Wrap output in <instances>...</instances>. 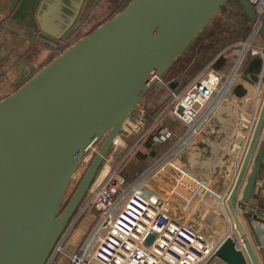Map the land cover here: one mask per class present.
Wrapping results in <instances>:
<instances>
[{
	"label": "water",
	"instance_id": "water-1",
	"mask_svg": "<svg viewBox=\"0 0 264 264\" xmlns=\"http://www.w3.org/2000/svg\"><path fill=\"white\" fill-rule=\"evenodd\" d=\"M228 1L131 0L0 100V264L46 263L139 101ZM239 2L257 22L249 3ZM39 13L41 35L58 46L72 22L65 29L61 20L49 27L47 11ZM258 32L264 39L263 25ZM263 124L264 96L226 200L242 249L236 238L226 237L210 261L260 264L254 249L260 240L249 225L251 243L235 198L241 186L243 204L255 194L264 156ZM100 140L61 210L80 163Z\"/></svg>",
	"mask_w": 264,
	"mask_h": 264
},
{
	"label": "built area",
	"instance_id": "built-area-1",
	"mask_svg": "<svg viewBox=\"0 0 264 264\" xmlns=\"http://www.w3.org/2000/svg\"><path fill=\"white\" fill-rule=\"evenodd\" d=\"M246 1L257 16V22H252L249 38L251 42L260 35L259 25L264 26V0ZM246 47L252 57L259 56L262 59L261 71L254 85L256 91L264 96V46L254 48L247 44ZM234 68L233 71L236 72ZM227 77L223 80L222 74L209 72L204 79L179 91L169 88L172 81H159L168 93L171 115L186 127L184 136L179 138L178 151L182 150L197 132L203 122L202 118L208 114L206 110L210 102L219 97L226 83L230 84ZM143 115L142 110L138 112L139 121H142ZM174 137L175 134L170 128L160 126L150 136V141L153 145H165ZM117 139L119 140V137ZM261 139H264V124ZM177 150L174 154H163L130 183L114 172L107 173L99 182L95 181L86 194L82 211L93 209L97 214L96 223L79 249L73 254H67L69 264H207L226 237L236 238L238 248L242 249L232 219L228 215L226 223L229 230L224 233L222 239L215 242L203 239L187 223L179 221L177 214L186 212L200 188L207 189L199 185L196 188L188 185L187 181L192 180L175 161ZM93 153L96 151L91 147L88 155ZM243 155L244 153L235 158L234 166L226 175L221 191L223 204L226 203L233 187ZM123 159L115 166L114 171ZM260 189L261 184L258 190ZM242 190L241 186L235 198V210L248 237L252 236L250 226L256 232L260 240L257 249L264 252L260 235L264 232V210L250 201L243 204ZM219 192L213 191L210 194ZM221 192L218 195H221ZM168 206L172 210H169ZM208 213L209 210H206L200 218L201 221L205 220Z\"/></svg>",
	"mask_w": 264,
	"mask_h": 264
},
{
	"label": "rangeland",
	"instance_id": "rangeland-1",
	"mask_svg": "<svg viewBox=\"0 0 264 264\" xmlns=\"http://www.w3.org/2000/svg\"><path fill=\"white\" fill-rule=\"evenodd\" d=\"M107 2V0H100V2L97 3L96 7L92 10L93 12L90 17L83 23V26L81 28L79 27L78 30V27L73 28V30L76 29L77 32H75V34L69 38V45L73 44L76 40L83 37L84 35H87L94 27L99 25L108 15H110V8L107 6ZM40 5L41 4L38 6V0H0V15L8 14L11 8L14 7L17 10L15 13V18L17 21L22 23L21 27L19 25L9 24V22L5 21L0 27V100L6 97V95L15 91L17 87L21 86L27 78L35 74L51 57V53L48 52L47 47L34 42V37L31 36V33L25 32L24 24L26 25L37 21V13L40 12L41 9ZM235 9L236 8L233 5H227V12L225 14L217 12L213 17L209 27L205 29L204 33L199 39H206L207 41L211 42L218 36V32H223V35L228 38L226 41H232L233 36L237 34L231 33V21L228 19V13L230 11L236 13ZM251 32L252 24H249L248 32L243 38H238V41L232 42L231 44L224 47L226 54L225 56L227 57L228 61H231V63L230 65H223V70H218L217 73L223 75V80H226V77L228 76L227 78L230 84L226 83L219 97L215 99L217 103L222 101L225 93L226 97L228 98L230 88L232 91V88L235 86L238 80L239 82H248L244 77L243 67L249 57L252 56L250 55V50H247L246 45L251 44V47L254 48L263 47L258 35L253 41L249 42ZM194 45L195 44H193L192 47ZM53 55L56 56L57 54L55 53ZM235 65L236 67L234 68ZM176 66L177 64L174 65L170 73H168V78L174 76ZM233 68L236 72L233 71ZM163 83L166 82L164 81ZM262 100V94H259L258 98L253 101L249 96L239 100V102L243 105L242 111L247 113L252 112L249 131L246 134L247 138L241 151L242 154L245 152L248 145ZM168 106V93L166 89L160 84H155L145 93V95L139 101V104L129 116L127 124H125L123 130L120 132L119 141L117 143L118 146L116 147V145H113L111 147L109 156L106 157L97 170L89 186V189L92 187L95 181L99 182L107 173L111 174L113 172L116 175H119L121 178H124L127 183H130L138 178L149 166L157 161V159H160V157L164 154V151L166 153V150L170 148V145L173 144L174 140H171L165 145H154L152 148L156 156L153 159H135V154H143V145L145 144L146 138L155 133L160 126H166L170 128L175 133V135H179L183 132L185 133L186 127L173 118ZM161 107L163 108L162 110H160ZM141 110L144 112V115L142 121H139L138 112ZM154 116H156L155 119H153ZM239 116L242 117L241 113H239ZM243 117H245V115H243ZM237 135L238 133L236 136ZM102 141L103 140H100L95 143L92 148L97 151ZM229 151H231V146ZM93 154L86 156L85 159L80 163L67 190L66 196L64 198L65 202L74 192L87 166L89 165ZM168 157L171 158L172 156ZM178 158L176 157V162ZM122 159L123 161L121 162L120 166L114 171L115 166ZM102 171H107L104 176H102ZM87 193L88 191L86 194ZM86 194L79 204L80 209L78 212L73 214V217L71 220H69L63 233L54 245L45 264H69V258L67 254L75 253L88 238V235L94 228L97 218L96 212L90 208L82 211L87 197ZM191 207L192 205H190L185 210L188 215L185 216L182 212L177 214L179 221L187 223V225L198 232L203 239L209 242H215L222 234H224L226 217L223 218L220 216L217 219L218 221L216 225L212 228L209 227L208 224L212 223L213 221H201L198 216L199 212L197 211V214L193 215L191 213ZM168 208L169 210H172L170 206H168ZM207 264H217V261H209Z\"/></svg>",
	"mask_w": 264,
	"mask_h": 264
},
{
	"label": "crops",
	"instance_id": "crops-1",
	"mask_svg": "<svg viewBox=\"0 0 264 264\" xmlns=\"http://www.w3.org/2000/svg\"><path fill=\"white\" fill-rule=\"evenodd\" d=\"M54 2L55 0L51 1V5L53 6L51 11H53L54 13L47 10V14H45L47 16L45 17L44 15V19L49 22V27H52L51 25L57 26V22L60 19V16H57L58 12L57 15L55 14L56 9ZM58 26H60V24ZM201 55V45L200 43H198L192 52L187 53L178 62L175 71L177 72L176 75L168 78L169 82L172 81L177 83V86L174 88V90L179 91L182 89H187L193 83L204 79L209 72H218V70L221 71L223 70V65H230L231 63V61H228L227 57L225 56V48H223L212 57H210L204 63L201 69H199L193 75L189 76V73H187V71L192 68L193 61H197L201 57ZM247 81L250 82L249 80ZM161 82L163 81L161 80ZM248 82H239L238 80V82L232 88V91L230 88L228 98L226 97L225 93V96L220 103H217L216 100L210 102L208 109L206 110L208 114L206 115V117L202 118L203 122L197 129V132L194 134L191 141L182 150L178 151L180 149L179 138L184 136V132L179 135L176 134L173 139V144L170 145V148L166 150L167 153L171 152L174 154V152L178 149L176 157L179 158L177 162L182 167L185 174L193 181H187L190 187L196 188L199 185L207 189L204 190L200 188L198 190L195 198L190 204L192 205L191 213L194 215L197 214L198 211V216L200 219L205 211L209 210V213L205 220H207V222L213 221L212 223L208 224V226L212 228L216 225L218 221L217 219L220 216H222L223 218L226 217L227 222V215L229 216V213L226 207V203L223 204L221 202V191L224 188L227 173L235 164V158L240 157L242 154V147L247 138L246 134L249 131V125L252 118V112L247 113L245 111H242L243 105L239 102V100L246 96H249L253 101L256 100L259 95V93L254 88V84L256 82H250L251 84ZM158 84L162 86L160 82H158ZM162 109L163 108L161 107L160 110ZM239 113H241L242 117L239 116ZM243 115H245V117H243ZM155 117L156 116H154L153 119H155ZM237 133L238 137L236 136ZM117 146L118 145L116 144V147ZM230 146L231 151H229ZM143 147V154L147 155L148 159H153L149 156V149L146 148L145 144L143 145ZM102 173H105V171H103ZM259 176L260 177H258L256 183L257 189L255 188V194L251 198L250 203L264 210V156L260 167ZM260 184L262 185V189L258 190ZM213 191H220L221 195H218L220 194V192L215 195H213V193L210 194V192ZM183 214L185 216L188 215L187 212ZM226 222L224 233H227V231L229 230L227 228ZM260 235L264 243V232ZM223 236L224 234H222L217 240L222 239ZM249 239L251 243L254 244L253 236L249 237ZM254 249L257 254L259 263L264 264L263 250L261 252L257 249V247H255ZM217 264L222 263L217 261Z\"/></svg>",
	"mask_w": 264,
	"mask_h": 264
},
{
	"label": "trees",
	"instance_id": "trees-1",
	"mask_svg": "<svg viewBox=\"0 0 264 264\" xmlns=\"http://www.w3.org/2000/svg\"><path fill=\"white\" fill-rule=\"evenodd\" d=\"M108 4L107 6L110 8V15H108L99 25H101L102 23L106 22L107 20H109L111 17H113L115 14H117L118 12H120L131 0H107ZM227 5H233L236 9L234 13L233 11H230L228 13V19L231 21V33L234 34L236 33L237 35L233 36V40L232 41H226L228 38L226 36H224L223 32L219 33L218 32V36L216 38H214L211 42L207 41V40H202L199 39L202 34L204 33V31L202 33H200V35L195 39V41L188 47V49L183 52L178 58L177 60L173 63V65L171 66V68L168 70V72L166 74H164L161 77V80L164 82H169V79L167 77L168 73H170V71L172 70V68L174 67V65L178 64V62L189 52H192L195 48V46L200 43L201 45V57L196 61H193V65L192 68H190L187 73H189V76L193 75L194 73H196L199 69H201V67L204 65V63L210 58L212 57L214 54H216L218 51H220L221 49H223L224 47H226L227 45L231 44L232 42L238 41V38H243L246 33L248 32V25L252 24V21L250 20L249 16L247 15V13L245 12L244 8L242 7V5L240 4L239 0H229L219 11L218 13H223L225 14L226 11V6ZM113 7V9H112ZM213 20V19H212ZM211 20V21H212ZM210 21V23H211ZM210 23L208 24V26L206 28L209 27ZM99 25H97L96 27H94L90 32H92L94 29H96ZM205 28V29H206ZM89 32V33H90ZM88 33V34H89ZM259 39L261 40L262 45L264 46V39L258 35ZM199 41V42H198ZM195 44L193 47L192 45ZM61 45V44H60ZM57 46L56 48H51L48 50L49 53H51V57L50 59L45 63L48 64L54 57L55 55L53 54H60L64 49H66L69 45V41L64 42L61 46ZM189 51V52H188ZM56 55V56H57ZM192 59V58H191ZM43 65V66H45ZM42 66V67H43ZM41 67V68H42ZM177 67V66H176ZM261 67H262V59L259 56H254V57H249V59L246 61V63L244 64L243 67V74L245 79L249 80L252 83H255L258 77V74L261 71ZM40 68V69H41ZM39 69V70H40ZM177 72L174 73V76L176 75ZM32 76V75H31ZM30 76V77H31ZM29 77V78H30ZM29 78H27L26 80H28ZM26 80L24 82H26ZM23 84V83H22ZM20 87V86H19ZM18 88V87H17ZM14 92V91H13ZM12 93V92H11ZM10 93V94H11ZM9 95V94H8ZM6 95V96H8ZM128 142V141H127ZM145 145L146 148L149 149V156L151 158H154L156 156L154 150H153V144L150 141V137L146 138L145 140ZM111 151V149H110ZM110 151L108 152L107 156L109 155ZM95 154V153H94ZM93 154V156H94ZM106 156V157H107ZM135 159H139V160H146L147 159V155L145 154H135ZM125 164V163H124ZM260 177V176H258ZM69 200V199H68ZM68 200L65 202V200L62 203L61 206V210L65 207V205L67 204ZM80 209V207L78 206V208L76 209V211L74 212V214L76 212H78V210ZM73 217V216H72ZM71 217V218H72ZM71 220V219H70ZM214 261V260H212Z\"/></svg>",
	"mask_w": 264,
	"mask_h": 264
},
{
	"label": "flooded vegetation",
	"instance_id": "flooded-vegetation-1",
	"mask_svg": "<svg viewBox=\"0 0 264 264\" xmlns=\"http://www.w3.org/2000/svg\"><path fill=\"white\" fill-rule=\"evenodd\" d=\"M51 1L53 0H38V6L41 4L40 13L44 11H51L53 8L51 5ZM100 0H82L81 5L79 6V0H55V14L60 18L65 29V25L68 24L70 21L72 24L70 25L69 29L63 34V36L60 39V43L63 44L64 42L68 41L69 38L77 32L79 27L81 28L83 26V23L87 21V19L92 14V10L96 7L97 3H99ZM66 8L69 9L66 10ZM77 10V11H76ZM16 8L12 7L11 10L8 12V14L0 15V27L3 25L5 21L9 22V24L12 25H19L22 27V23L20 21H17L15 18ZM53 12V11H51ZM77 12V13H76ZM54 13V12H53ZM64 15V16H63ZM47 15H45L46 17ZM49 17V16H48ZM25 32L31 33V36L34 37V42L39 43L40 45H43L47 47V49L56 48L55 45L50 43L46 38H44L43 35H41V30L38 25V22L34 21L29 24H24ZM74 27H78L77 30H73Z\"/></svg>",
	"mask_w": 264,
	"mask_h": 264
},
{
	"label": "bare ground",
	"instance_id": "bare-ground-1",
	"mask_svg": "<svg viewBox=\"0 0 264 264\" xmlns=\"http://www.w3.org/2000/svg\"><path fill=\"white\" fill-rule=\"evenodd\" d=\"M114 143L117 144V143H118V139H116ZM102 172H103V171H102ZM106 172H107V171H105V173H102V176H104V175L106 174Z\"/></svg>",
	"mask_w": 264,
	"mask_h": 264
}]
</instances>
